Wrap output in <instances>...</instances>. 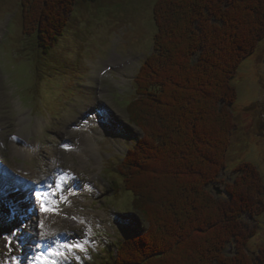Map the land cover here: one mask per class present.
Masks as SVG:
<instances>
[{"label":"rangeland","instance_id":"374dc122","mask_svg":"<svg viewBox=\"0 0 264 264\" xmlns=\"http://www.w3.org/2000/svg\"><path fill=\"white\" fill-rule=\"evenodd\" d=\"M21 3V0H0V165L13 178L22 179L25 187L31 183L38 189L55 185L60 173L70 174L67 186L85 190L71 201L64 200L63 211L58 204L60 214H45L43 230L57 235L74 234L64 236L67 240L83 239L86 232L92 231L88 238L91 236L93 245L86 246V252L77 251L76 255L81 256V264H103L117 254L120 242L135 236L121 222H131L132 228H139L142 233L147 229L146 223L134 213V195L128 192L121 167L129 155L128 148L143 138V133L130 123L128 106L138 98L135 78L154 49L157 0H96L94 3L79 0L69 14L64 36L51 51L42 45L49 44L48 36L54 32L49 29L50 35L43 34V38L28 36ZM263 20L261 17L254 28H260ZM125 60H133L135 69L122 73V77L117 71L101 77L108 67ZM233 84L238 96L226 109L236 127L222 178L231 182L234 168L251 163L264 181V41L241 64ZM97 117L104 129L93 124ZM108 123L114 126L108 127ZM81 140L99 146V168L87 165L86 157H80L85 146ZM14 141L33 153H18ZM87 189L94 190L87 192ZM211 189L217 196L216 189L224 190V186ZM28 196L31 201L35 197L29 193L26 200ZM17 197L27 211L32 202H26L20 193ZM1 202L6 203L0 213L7 222L12 220L10 211L15 207L16 216L26 218L27 212H22L15 199L13 205L0 192ZM41 216L39 213L38 218L29 217L26 233L18 239L24 227L0 232V257L4 264L13 263L12 252L14 256L20 254L13 251L19 248L8 247L9 239L16 241L18 247L25 245L28 236L41 231L38 226ZM244 220L248 229L256 232L249 251L258 255L264 251V212L255 218L246 216ZM30 247L33 249L35 245L26 248ZM69 259L71 264H77L74 257Z\"/></svg>","mask_w":264,"mask_h":264},{"label":"trees","instance_id":"16d2710c","mask_svg":"<svg viewBox=\"0 0 264 264\" xmlns=\"http://www.w3.org/2000/svg\"><path fill=\"white\" fill-rule=\"evenodd\" d=\"M21 1L26 34L51 29L42 45L51 51L79 0ZM261 17L264 0H157L154 50L128 106L144 138L121 167L147 229L103 264H264V251H249L256 232L244 220L264 212L263 176L244 163L231 182L222 178L236 127L226 105L238 96L241 64L264 41V20L254 28Z\"/></svg>","mask_w":264,"mask_h":264},{"label":"snow or ice","instance_id":"6c2138e0","mask_svg":"<svg viewBox=\"0 0 264 264\" xmlns=\"http://www.w3.org/2000/svg\"><path fill=\"white\" fill-rule=\"evenodd\" d=\"M13 139H15V137H13ZM69 176L70 174L60 173V179L56 181L55 185L50 184L48 186L50 189L56 188L61 190V195L59 197L60 201L66 200V195L68 193L75 194L73 188L67 186V178ZM71 178L75 179L74 177ZM65 188L67 189V192H65ZM35 202L38 203V211L41 214H60L58 204L51 199L50 194L36 192ZM72 219L77 218L72 217ZM38 226L41 231L39 233H33L30 237L31 242L35 244V248L33 249L34 255L31 258L30 264H71L69 259L70 256L75 258L77 264H81V256L76 255V252H86V246L92 243L88 238L87 232L84 234L83 239L76 237L73 239L64 240L62 237H72L74 234L61 233L57 235L50 232H45L43 230L45 227L43 220L39 221ZM37 236L39 239L36 238ZM12 243V240L9 239V246H12Z\"/></svg>","mask_w":264,"mask_h":264},{"label":"bare ground","instance_id":"6f19581e","mask_svg":"<svg viewBox=\"0 0 264 264\" xmlns=\"http://www.w3.org/2000/svg\"><path fill=\"white\" fill-rule=\"evenodd\" d=\"M231 57V56H230ZM234 57V56H233ZM234 59V58H233ZM115 63V62H114ZM135 63H134V61L133 60H125V62H123V63H119V64H117L116 66L114 65L113 67H108L105 71H103L102 72V75H101V77H106V76H108L110 73H112V72H118V74L120 75V77H122L121 76V74L122 73H124V74H128V71H130V70H133V69H135ZM122 84H124V83H122ZM92 118V117H91ZM88 122V121H87ZM94 125H97V126H99V128H100V130H101V128H103L104 129V126H103V123L102 122H100V119L97 117V120H96V122H94L93 123ZM108 127H110V126H114L113 124H110V123H108ZM93 126V125H92ZM105 126H106V128H107V124H105ZM79 132H80V129L78 130ZM100 132V131H99ZM101 133V132H100ZM80 134L82 135V133L80 132ZM86 134H89L88 132H84V135H86ZM83 136V135H82ZM82 141V140H81ZM81 141H80V146H81ZM82 144H84L85 146L84 147H82L81 148V158L82 159H84L85 157H86V162H87V165H90L91 167H93V168H99L100 167V165H99V162H98V156H99V146H97V143L95 142L94 144H91V142L89 143V141H82ZM14 147H15V149H16V151L18 152V153H24V154H32L33 152L30 150V149H26V148H24V147H19V145H20V143L19 142H15L14 141ZM27 147V146H26ZM91 161H94L95 163H91ZM0 170L2 171V172H4L6 175H7V177H3L2 175H0V183H1V186L2 185H4V179H7V180H10L11 182H12V184H16V185H18V187H22V185H20V184H22L21 182H20V180L19 179H15V178H13L12 177V175H11V177H9L8 176V172H6V170H4L3 169V167L2 166H0ZM92 179L93 180H95L93 177H92ZM24 183V182H23ZM29 185V184H28ZM90 185V184H89ZM89 185H88V187H89ZM93 186H94V184H92ZM29 186H31V185H29ZM35 187V186H34ZM87 187V188H88ZM3 188V187H2ZM33 187L31 186V189H32ZM90 190H94V189H87L86 191L88 192V191H90ZM0 192H2V194H4V195H6L7 196V198H8V201L9 202H11V204H13L14 205V202H13V199H15V201L17 202V204L22 208L23 207V205L24 204H22L21 202H19L18 200V197L16 196V195H9L8 193H9V191H6V189H4V190H0ZM80 192H82V189L80 190V189H75L74 190V193L75 194H68L67 195V197H66V199L68 200V199H70V201H71V198H74L75 196H79L81 193ZM26 194H28L26 191H23V196H25L26 197ZM10 197H9V196ZM71 196H73V197H71ZM23 199V198H22ZM66 203V202H65ZM57 204H59V203H57ZM71 205H72V203H71ZM6 207V203L5 202H1L0 203V208H5ZM60 207H61V205H60ZM16 215H17V213H18V210L16 209V207H15V209L14 210H12ZM10 213H11V211H10ZM51 214V213H50ZM45 216V214H43L42 216H41V218H42V220H43V217ZM56 217V216H55ZM26 221H28V219H26V218H24ZM56 219L58 220L59 218H57L56 217ZM17 220L18 221H20V219H19V217H17ZM30 220V219H29ZM14 221V219H12V220H10V221H8L7 222V219H6V217L5 216H3L1 213H0V232H3V231H9V230H11V232L14 230V229H18V228H21V227H24L25 226V223H21L20 224V222H13ZM29 223H30V221H29ZM124 223H128V222H121V224H124ZM75 226V225H74ZM25 229H23V230H21V232L18 234V237L16 238V239H18L20 236H22L23 234H25L26 232L24 231ZM91 230H92V227H91ZM88 233V232H87ZM90 233H92V231L90 232ZM90 233L88 234V235H90ZM89 238H90V241L92 242V240H91V236H89ZM26 240L29 242L31 239L30 238H26ZM28 242L26 243L25 242V245H27L28 244ZM24 245V244H23ZM23 245H21V246H23ZM93 245V242L90 244V246H92ZM21 246L20 247H18L17 246V243H16V241H14V243H12V246H9V244H8V247L9 248H11L12 249V247H17V248H19V249H21ZM7 247V246H6ZM3 250H6V249H3ZM14 251V250H13ZM1 252H2V250H1ZM6 252H7V250H6ZM5 252V253H6ZM3 253V252H2ZM13 253V252H12ZM24 254H25V252H24ZM12 260H13V258H12ZM14 260H18V263L17 264H22V258H15ZM12 262V261H11ZM14 262V261H13ZM0 264H4L3 263V258H1L0 257Z\"/></svg>","mask_w":264,"mask_h":264},{"label":"water","instance_id":"95a60500","mask_svg":"<svg viewBox=\"0 0 264 264\" xmlns=\"http://www.w3.org/2000/svg\"><path fill=\"white\" fill-rule=\"evenodd\" d=\"M216 191H217L218 195L223 194V191H221V189H216Z\"/></svg>","mask_w":264,"mask_h":264}]
</instances>
